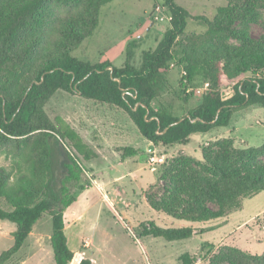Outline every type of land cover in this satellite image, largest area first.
<instances>
[{
    "label": "trees",
    "instance_id": "trees-1",
    "mask_svg": "<svg viewBox=\"0 0 264 264\" xmlns=\"http://www.w3.org/2000/svg\"><path fill=\"white\" fill-rule=\"evenodd\" d=\"M113 0H0V140L14 139L23 151L25 170L14 177L0 168V221L15 225L12 246L0 253V264L14 257L28 239L33 226L44 215L51 219L49 245L54 264H93L72 252L65 235L64 213L76 202L86 165L98 157L96 150L64 119L50 120L43 110L49 98L64 91L122 111L138 133L153 146L186 145L193 134L229 126L233 114L258 105L264 109V44L246 41L245 47H227L219 55L201 52L202 40L190 39L178 56L173 47L184 32L189 13L174 0H157L169 15V28L153 50L142 52L139 68H117L109 61L90 64L72 56V50L90 37L98 26L102 6ZM237 6L219 7L213 21L194 17L208 29L206 36L232 27L234 22L258 19L264 0H227ZM241 8L239 11L236 8ZM64 9L65 12H60ZM182 68V89L200 76L208 83L200 104L182 118L171 107H152L163 74L170 61ZM231 87L233 94L222 99L219 90ZM59 143L64 155L62 172L53 168V146ZM122 160L142 154L140 149H117ZM235 162L250 168L224 172L218 153L204 158L202 169L221 176L220 181L201 180L192 170L189 157H181L182 168L162 173L157 185L146 193L149 206L179 221L204 223L222 218L242 207L244 200L264 193V169L256 163L264 157L260 147L232 151ZM183 168H186L188 175ZM167 184H160L167 181ZM213 204V205H210ZM141 236L167 242L191 238V226L162 228L152 222L139 227ZM255 259V261H254ZM250 259L236 249L222 248L209 264H264V253ZM182 264H192L187 256Z\"/></svg>",
    "mask_w": 264,
    "mask_h": 264
},
{
    "label": "rangeland",
    "instance_id": "rangeland-1",
    "mask_svg": "<svg viewBox=\"0 0 264 264\" xmlns=\"http://www.w3.org/2000/svg\"><path fill=\"white\" fill-rule=\"evenodd\" d=\"M190 15L184 32L177 38L173 53L178 56L190 39L203 41L201 52L215 56L227 47L242 48L246 41L264 44V4L257 9L258 19L234 22L232 27L206 36L207 27L194 17L213 21L219 7H235L227 0H174ZM241 8H236L239 11ZM60 12H65L61 9ZM169 28L166 8L157 0H113L102 6L98 26L93 34L72 50V56L90 64L109 61L120 68H139L142 52L153 50ZM182 68L170 61L164 71L153 108L169 105L176 118H182L196 108L208 84L200 76L182 89L179 85ZM201 91V92H199ZM222 99L229 98L231 87L219 90ZM53 120L64 119L97 152L98 157L86 165L80 185L75 191L76 202L64 213L65 235L69 249L90 259L93 264H182L187 256L192 264H209L219 249H236L250 259L264 253V193L246 199L238 211L204 223L175 220L153 210L146 193L157 185L162 173L176 176L182 168L181 157H189L192 170L199 171L201 180L220 181L202 169L205 159L212 161L218 153H227V162L219 161L224 172L250 168L235 162L232 151L260 147L264 142V109L249 106L233 114L226 128H215L203 134H193L186 145L153 146L138 133L122 111L104 104L85 100L64 91L55 92L43 107ZM14 139L0 140V168L14 177L25 170L23 151L17 150ZM149 146L154 149L148 151ZM132 147L142 154L122 160L117 149ZM64 155L61 145L53 146V168L58 178ZM264 169V157L257 163ZM183 171L188 175L186 168ZM161 181L160 184H167ZM213 205V204H210ZM0 206H5L0 200ZM152 222L162 228L191 226L197 233L182 241L167 242L162 238L141 236L139 227ZM15 225L0 221V253L13 244L11 232ZM51 219L44 215L33 229L20 251L5 264H54L49 245ZM255 261V259H254ZM223 264H229L224 262Z\"/></svg>",
    "mask_w": 264,
    "mask_h": 264
},
{
    "label": "water",
    "instance_id": "water-1",
    "mask_svg": "<svg viewBox=\"0 0 264 264\" xmlns=\"http://www.w3.org/2000/svg\"><path fill=\"white\" fill-rule=\"evenodd\" d=\"M153 149H154V148H153L152 146H149L148 151L152 152Z\"/></svg>",
    "mask_w": 264,
    "mask_h": 264
},
{
    "label": "built area",
    "instance_id": "built-area-1",
    "mask_svg": "<svg viewBox=\"0 0 264 264\" xmlns=\"http://www.w3.org/2000/svg\"><path fill=\"white\" fill-rule=\"evenodd\" d=\"M207 88H208V84L205 85V89H203V90H206ZM199 92H201V91H199Z\"/></svg>",
    "mask_w": 264,
    "mask_h": 264
},
{
    "label": "crops",
    "instance_id": "crops-1",
    "mask_svg": "<svg viewBox=\"0 0 264 264\" xmlns=\"http://www.w3.org/2000/svg\"><path fill=\"white\" fill-rule=\"evenodd\" d=\"M12 232H13V231H12ZM12 232H11V233H12Z\"/></svg>",
    "mask_w": 264,
    "mask_h": 264
}]
</instances>
